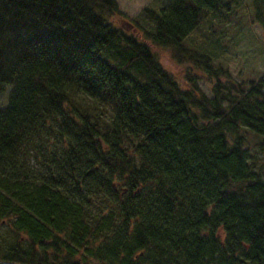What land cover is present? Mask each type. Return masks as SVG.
Masks as SVG:
<instances>
[{
  "label": "trees",
  "instance_id": "1",
  "mask_svg": "<svg viewBox=\"0 0 264 264\" xmlns=\"http://www.w3.org/2000/svg\"><path fill=\"white\" fill-rule=\"evenodd\" d=\"M142 13L0 0V264H264V73L217 60L264 0Z\"/></svg>",
  "mask_w": 264,
  "mask_h": 264
},
{
  "label": "rangeland",
  "instance_id": "2",
  "mask_svg": "<svg viewBox=\"0 0 264 264\" xmlns=\"http://www.w3.org/2000/svg\"><path fill=\"white\" fill-rule=\"evenodd\" d=\"M119 11L127 20L138 19L141 22L150 23L145 19L142 10L145 8L158 10L163 0H116ZM244 12V6L240 7ZM116 20H123L120 16ZM143 23V24H144ZM202 29V28H201ZM225 38L218 48V61H221L229 70L232 77L244 85L251 80H257L264 73V37L260 25L256 22L245 24L239 32L225 28ZM203 30L192 36V42L196 45L203 42ZM162 63L178 76L182 75V67L170 59V55L154 47ZM202 91L211 97V86L205 79L199 80ZM0 99V103H1Z\"/></svg>",
  "mask_w": 264,
  "mask_h": 264
}]
</instances>
